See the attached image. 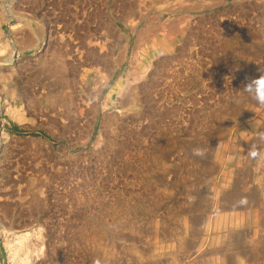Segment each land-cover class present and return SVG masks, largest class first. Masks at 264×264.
I'll return each mask as SVG.
<instances>
[{"label": "rangeland", "instance_id": "rangeland-1", "mask_svg": "<svg viewBox=\"0 0 264 264\" xmlns=\"http://www.w3.org/2000/svg\"><path fill=\"white\" fill-rule=\"evenodd\" d=\"M262 72L264 0H0V264H264Z\"/></svg>", "mask_w": 264, "mask_h": 264}, {"label": "clouds", "instance_id": "clouds-1", "mask_svg": "<svg viewBox=\"0 0 264 264\" xmlns=\"http://www.w3.org/2000/svg\"><path fill=\"white\" fill-rule=\"evenodd\" d=\"M243 91L251 95L258 106L264 107V75H261L259 78L253 79L248 82ZM193 154L196 156H203L204 150L195 149ZM247 155L249 158H256L258 156V153L254 149H250Z\"/></svg>", "mask_w": 264, "mask_h": 264}, {"label": "bare ground", "instance_id": "bare-ground-1", "mask_svg": "<svg viewBox=\"0 0 264 264\" xmlns=\"http://www.w3.org/2000/svg\"><path fill=\"white\" fill-rule=\"evenodd\" d=\"M56 67H57V66H56ZM62 67H63V66H62ZM56 70H57V69H56ZM60 70H61V69H60ZM60 70H58V71H60ZM53 72H54V71H53ZM53 72H52V73H53ZM55 72H56V71H55ZM55 72H54V73H55ZM65 72H66V71H65ZM56 73H58V72H56ZM60 73H63V72H59V74H60ZM63 74H64V73H63ZM63 74H62V75H63ZM62 75H61V76H62ZM57 76H59V75H57ZM63 76H64V75H63ZM59 78H61V77H59ZM63 78H64V77H63ZM64 79H65V78H64ZM64 79H63V80H64ZM66 80H67V79H66ZM64 82H65V81H64ZM66 83H67V81H66ZM126 107H127V106H126Z\"/></svg>", "mask_w": 264, "mask_h": 264}]
</instances>
